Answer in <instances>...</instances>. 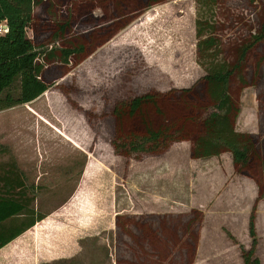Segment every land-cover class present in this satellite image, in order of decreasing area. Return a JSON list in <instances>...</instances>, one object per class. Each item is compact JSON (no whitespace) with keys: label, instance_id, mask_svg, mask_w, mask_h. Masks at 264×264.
I'll list each match as a JSON object with an SVG mask.
<instances>
[{"label":"rangeland","instance_id":"1","mask_svg":"<svg viewBox=\"0 0 264 264\" xmlns=\"http://www.w3.org/2000/svg\"><path fill=\"white\" fill-rule=\"evenodd\" d=\"M50 1L34 7L32 26L41 43L51 37L47 22L69 18L71 0ZM228 4L251 19L242 0ZM92 13L103 17L76 22L61 39L44 43L58 47L78 33L87 40L91 29L101 27L87 54L66 63L49 59L41 73L44 91L0 107V172L19 173L33 192L29 204L45 213L39 241L48 246L52 229L58 247L72 249L57 264H243L240 249L252 239L247 224L257 184L233 169L229 153L191 158L188 142L178 140L158 153L124 156L109 143L116 101L188 86L202 75L195 61L194 0L151 4L105 39L114 17L98 6ZM262 53L255 51L252 67ZM252 81L241 90L235 126L249 132L262 151L264 76L257 73ZM16 90L15 79L11 91ZM253 212V253L264 264V194ZM134 215L144 218L129 222Z\"/></svg>","mask_w":264,"mask_h":264},{"label":"trees","instance_id":"2","mask_svg":"<svg viewBox=\"0 0 264 264\" xmlns=\"http://www.w3.org/2000/svg\"><path fill=\"white\" fill-rule=\"evenodd\" d=\"M160 1L163 0H71L69 18L54 19L44 26L49 36L61 39L76 22L90 24L101 20L103 15L99 18L92 13V8L98 6L115 18L105 26L108 34L105 39L143 9ZM49 2L0 0V19L5 18L8 25V30L0 35V107L38 96L47 87L41 78L45 63L54 56L63 63L70 58H81L85 50L87 54L90 39L101 29H91L87 40L78 33L65 39L61 46L45 47V40L51 37L39 42L32 22L35 5L44 3L48 7ZM244 2L250 10L245 14L252 15L250 20L234 12L227 0H194L195 61L202 75L188 86L145 91L116 101L110 110L109 143L114 153L124 156L158 153L178 140L188 142L191 158L229 153L233 169L249 175L257 184L247 224L252 239L248 248L240 249V257L243 264H260L253 253V211L256 201L264 194V181H261L264 151L259 152L251 134L236 129L235 123L241 90L254 84L255 74L264 76V0H242ZM233 26V34H228L226 29ZM28 27L32 29L30 37L26 35ZM257 50L263 53L255 62L253 72L250 58ZM15 79L17 90L13 94L11 85ZM255 160L260 164L257 169L252 167ZM31 193L19 173L9 169L0 172V247L45 216L29 204L32 195L28 194ZM98 204L102 207L103 203ZM198 216L199 213L196 222L200 220Z\"/></svg>","mask_w":264,"mask_h":264},{"label":"crops","instance_id":"3","mask_svg":"<svg viewBox=\"0 0 264 264\" xmlns=\"http://www.w3.org/2000/svg\"><path fill=\"white\" fill-rule=\"evenodd\" d=\"M258 151L260 152L259 148ZM253 166L259 167V160H255L253 162ZM143 218V216L134 215L131 216L128 221L136 223L137 221L141 222ZM40 220L36 221L33 226L27 228L0 247V264H43L47 261L49 264H57L59 258L66 259L69 256L68 253H73L72 249H68L67 244L64 249L63 247H58L57 235L56 233L54 235V231L52 229L50 232L49 245L44 247L39 241V233L37 232L40 230V226H43L42 222L44 219L42 218ZM51 223L50 225H52ZM142 223H144V221ZM5 253H10L11 255L8 256ZM194 262L195 260H193V263ZM259 263L261 264L260 260Z\"/></svg>","mask_w":264,"mask_h":264},{"label":"built area","instance_id":"4","mask_svg":"<svg viewBox=\"0 0 264 264\" xmlns=\"http://www.w3.org/2000/svg\"><path fill=\"white\" fill-rule=\"evenodd\" d=\"M8 30V25L5 18L0 19V35H3Z\"/></svg>","mask_w":264,"mask_h":264}]
</instances>
